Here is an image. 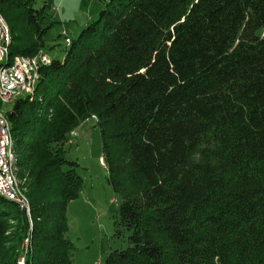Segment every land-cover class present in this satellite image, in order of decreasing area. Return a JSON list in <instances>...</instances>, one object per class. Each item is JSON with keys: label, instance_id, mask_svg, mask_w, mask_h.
<instances>
[{"label": "trees", "instance_id": "1", "mask_svg": "<svg viewBox=\"0 0 264 264\" xmlns=\"http://www.w3.org/2000/svg\"><path fill=\"white\" fill-rule=\"evenodd\" d=\"M52 3L0 0L10 55L44 50ZM103 3L6 111L29 213L0 194V264H72L87 120L126 241L102 264H264V0Z\"/></svg>", "mask_w": 264, "mask_h": 264}, {"label": "rangeland", "instance_id": "2", "mask_svg": "<svg viewBox=\"0 0 264 264\" xmlns=\"http://www.w3.org/2000/svg\"><path fill=\"white\" fill-rule=\"evenodd\" d=\"M103 1L107 0H53L46 17V21L52 22L44 38L47 57L63 56L65 43L97 18ZM11 106L12 103L0 105V110L6 113ZM74 132L64 148L65 157L77 163L82 187L67 205L66 236L73 246L72 264H102L108 252L126 246L125 240L114 235L113 226L121 199L107 181V170L101 161L99 128L87 120Z\"/></svg>", "mask_w": 264, "mask_h": 264}, {"label": "built area", "instance_id": "3", "mask_svg": "<svg viewBox=\"0 0 264 264\" xmlns=\"http://www.w3.org/2000/svg\"><path fill=\"white\" fill-rule=\"evenodd\" d=\"M9 32V27L0 13V105L11 104L16 97L33 94L40 77L39 69L50 60L44 50L26 57L19 54L10 55ZM74 134L75 132H72L70 135ZM10 137L9 121L6 113L0 110V194L29 213L28 198L21 187V181L16 177L13 143ZM17 264H25V258L20 256Z\"/></svg>", "mask_w": 264, "mask_h": 264}]
</instances>
